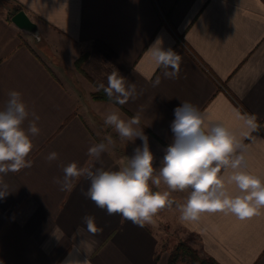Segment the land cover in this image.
Masks as SVG:
<instances>
[{
	"label": "crops",
	"instance_id": "0c3cea01",
	"mask_svg": "<svg viewBox=\"0 0 264 264\" xmlns=\"http://www.w3.org/2000/svg\"><path fill=\"white\" fill-rule=\"evenodd\" d=\"M14 7L38 23L39 38L11 21ZM158 39L181 56L175 78L148 54ZM114 68L136 87L124 105L93 95ZM13 90L39 116L40 132L32 137V167L0 174L9 191L0 198V264H168L173 245L189 234L194 247L222 264H264V211L246 220L217 212L181 222L176 205L191 190L171 191L162 182L152 190L170 191L172 207L138 226L86 198L85 176L65 190L54 183L72 162L92 171L128 165L143 142L122 140L104 124L113 109L125 120L139 116L158 168L183 101L210 125L228 128L241 143L244 170L264 179V0H0V110ZM249 117L255 129L246 125ZM109 136V150L90 157L88 149ZM52 152L58 158L49 162ZM85 215L95 218V234Z\"/></svg>",
	"mask_w": 264,
	"mask_h": 264
},
{
	"label": "clouds",
	"instance_id": "9594fccd",
	"mask_svg": "<svg viewBox=\"0 0 264 264\" xmlns=\"http://www.w3.org/2000/svg\"><path fill=\"white\" fill-rule=\"evenodd\" d=\"M148 54L155 66L164 70L166 78L179 74L181 56L172 48L164 49L159 39L148 48ZM98 90L124 105L134 98L136 87L114 68L107 75V85L100 83ZM30 115L34 119L25 128L23 125ZM174 117L170 125L173 142L166 148L158 168L154 167L139 116L125 120L119 110L113 109L104 116V124L114 128L122 140L139 138L143 142L134 149L128 165L117 171L103 168L92 171L72 162L63 168L62 179L54 178V183L65 190L71 181L85 176L90 181L84 193L86 198L108 215L119 214L138 226L151 223L161 209L172 207L170 191L152 190L151 186L159 188L162 182L171 191L191 190L186 202L176 205L181 222L196 221L203 213L222 212L239 220L260 215L264 211V179L244 170L245 156L239 151L242 146L233 133L222 124L207 123L201 110L189 101L174 109ZM38 120L39 116L28 111L20 92L8 93L6 106L0 110V174L6 176L32 167L28 157L34 147L32 137L40 132L35 123ZM254 121L255 117L245 119L252 129L256 127ZM106 139L107 143L91 146L88 155L99 160L114 143L110 136ZM57 158L58 154L52 152L47 160ZM7 187L0 185V198L9 194ZM83 223L89 233L97 232L93 216L85 215Z\"/></svg>",
	"mask_w": 264,
	"mask_h": 264
},
{
	"label": "trees",
	"instance_id": "16d2710c",
	"mask_svg": "<svg viewBox=\"0 0 264 264\" xmlns=\"http://www.w3.org/2000/svg\"><path fill=\"white\" fill-rule=\"evenodd\" d=\"M21 8L22 7H14L12 13L18 11ZM83 59L84 56H81L76 61L78 68H81ZM94 97L107 98L103 90L94 93ZM178 262H184L187 264H222L210 254L203 252L202 250L189 244L187 240H180L171 248L169 252L168 264H177Z\"/></svg>",
	"mask_w": 264,
	"mask_h": 264
},
{
	"label": "water",
	"instance_id": "95a60500",
	"mask_svg": "<svg viewBox=\"0 0 264 264\" xmlns=\"http://www.w3.org/2000/svg\"><path fill=\"white\" fill-rule=\"evenodd\" d=\"M11 21L23 32L39 38L38 23L30 17L24 8L14 12Z\"/></svg>",
	"mask_w": 264,
	"mask_h": 264
},
{
	"label": "rangeland",
	"instance_id": "374dc122",
	"mask_svg": "<svg viewBox=\"0 0 264 264\" xmlns=\"http://www.w3.org/2000/svg\"><path fill=\"white\" fill-rule=\"evenodd\" d=\"M10 16H11V15H10ZM98 91H100V90H98ZM93 95H94V94H93ZM180 240H187L189 244H191V243H190L191 240L194 241V242H197V241H196L197 238H196L195 236H193L192 234H189V235H188V239H180ZM180 240H179V241H180ZM179 241H178V242H179ZM178 242H177V243H178ZM177 243H176V244H177ZM196 244H197V243H196ZM174 245H175V244H174ZM174 245H173V246H174ZM191 245H192V244H191ZM192 246H193V245H192ZM197 246H198V245H197ZM197 248H199V247H197Z\"/></svg>",
	"mask_w": 264,
	"mask_h": 264
}]
</instances>
